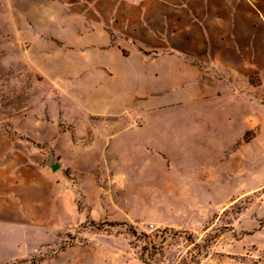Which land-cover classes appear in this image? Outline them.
<instances>
[{"label": "rangeland", "instance_id": "obj_1", "mask_svg": "<svg viewBox=\"0 0 264 264\" xmlns=\"http://www.w3.org/2000/svg\"><path fill=\"white\" fill-rule=\"evenodd\" d=\"M150 7L143 31L167 35L145 33L141 46L189 47L181 56L214 63L191 89L203 115H183L191 86L145 70L146 84L113 81L90 104L103 87L88 82L95 70L75 67L84 54L54 38L73 39L89 6L0 0V264H264V0ZM109 95L110 116H92ZM145 114L165 130L205 131L158 150L113 137L121 116L134 128Z\"/></svg>", "mask_w": 264, "mask_h": 264}, {"label": "crops", "instance_id": "obj_2", "mask_svg": "<svg viewBox=\"0 0 264 264\" xmlns=\"http://www.w3.org/2000/svg\"><path fill=\"white\" fill-rule=\"evenodd\" d=\"M76 1L78 4H86L91 11L80 15L78 18L80 23L68 28L70 31H76L75 36L72 35L73 39L67 40L62 32L55 34L54 38L69 52L77 55L84 54L83 59L77 60L75 67L95 70L88 76V82L91 81L90 84L103 87L93 95L90 104L95 103L98 94L105 96L109 92L108 84L113 81L124 86L133 84L134 88L136 85L146 84L142 75V70H145L149 76L160 83H182L191 86L189 95L183 99L181 104L184 117L186 115L198 117L206 110H210L205 106L206 99L200 93L191 92V89L192 86L207 83L209 78H213L212 71L206 72L212 68L213 62L197 63L181 56V53H190L189 47L177 50L172 45H140L139 38L145 33L152 38L167 35L158 32V29L153 28L151 24L143 31L142 6L150 5V11H152V5L157 0ZM152 15L154 14L150 13V17ZM63 27L61 25V29L64 30ZM182 35L189 36L190 34L184 32ZM98 70H103V75L100 76ZM104 70H109L110 73ZM124 86L123 90L126 89ZM127 90L129 91V88ZM108 98L110 100L107 102L100 100L99 106L92 105V116H110L111 104L117 100H111L110 95ZM149 100L141 101L140 105L145 103L144 108H148L151 106ZM123 106L124 110L126 106ZM140 112L143 111L140 109ZM189 117L186 118L189 119ZM143 118L141 125L126 128V118L121 116V119L117 121V123H122L121 129H118L113 137L116 136V139L120 141L122 135L125 137L134 134L135 138H139L136 145L140 148L158 150L166 149L169 143L177 147L183 143L197 144L200 141V134L205 131L199 126L181 124L165 130L163 122L155 124L146 114Z\"/></svg>", "mask_w": 264, "mask_h": 264}]
</instances>
